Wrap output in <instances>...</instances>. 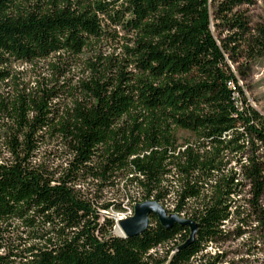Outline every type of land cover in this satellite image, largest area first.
Here are the masks:
<instances>
[{
    "label": "trees",
    "instance_id": "1",
    "mask_svg": "<svg viewBox=\"0 0 264 264\" xmlns=\"http://www.w3.org/2000/svg\"><path fill=\"white\" fill-rule=\"evenodd\" d=\"M254 1L0 0V264H231L208 249L251 232L264 254V115L239 86L264 57ZM40 62L32 87L13 70ZM52 142L56 168L36 160ZM121 190L171 202L194 242L173 253L189 229L153 215L113 235L100 212L123 208L100 201Z\"/></svg>",
    "mask_w": 264,
    "mask_h": 264
},
{
    "label": "rangeland",
    "instance_id": "2",
    "mask_svg": "<svg viewBox=\"0 0 264 264\" xmlns=\"http://www.w3.org/2000/svg\"><path fill=\"white\" fill-rule=\"evenodd\" d=\"M240 11L246 15L252 24L264 23V0H255L252 5L243 6ZM117 49V45L110 47ZM231 69L234 71L233 65L230 64ZM14 71L21 73V80L26 82L28 86L32 87L37 80L48 79L50 72L47 67V62H40L30 65H16L13 68ZM78 74L76 70H72L70 75ZM239 86L243 89L247 103L256 111L264 115V57L256 59L251 65L244 80L239 79ZM66 102V101H64ZM63 102V104H64ZM66 104V103H65ZM180 142L184 141L185 134L179 133ZM63 149L57 146L56 142L48 143L37 154V159L41 163H45L52 168H56L63 164L66 156H62ZM264 154V150L259 151ZM89 192L96 196L98 202V188L96 185L89 187ZM134 197L133 193L129 194V197ZM112 201L115 204L120 205L123 208V212H100L101 215L111 218L115 223V217L117 216H130L133 214V208L138 203H132L130 199H127L123 191L119 193L115 191H104L102 194V200L100 203ZM166 210L172 211L173 205L171 202H167L163 206ZM170 213V212H169ZM234 226L228 225L227 230H232ZM114 234V229L112 231ZM116 236V235H115ZM258 236L255 232H251L240 239H234L230 237L229 241L214 246V249L209 248L208 252L213 254L214 251L219 250L220 253H224L226 263L231 264H264V254L261 252L263 247L261 243L256 241ZM256 241V242H254ZM261 246V247H260Z\"/></svg>",
    "mask_w": 264,
    "mask_h": 264
},
{
    "label": "water",
    "instance_id": "3",
    "mask_svg": "<svg viewBox=\"0 0 264 264\" xmlns=\"http://www.w3.org/2000/svg\"><path fill=\"white\" fill-rule=\"evenodd\" d=\"M151 215L155 216L160 226L166 230H169L174 225L189 229V238L178 248L174 249L173 253L186 248L194 242L198 232V225L192 220L169 213L162 205L155 201H145L136 204L133 208L132 216L128 218L115 217L117 222L116 227L123 234L116 237L127 239L140 236L148 229L150 223L149 217Z\"/></svg>",
    "mask_w": 264,
    "mask_h": 264
},
{
    "label": "bare ground",
    "instance_id": "4",
    "mask_svg": "<svg viewBox=\"0 0 264 264\" xmlns=\"http://www.w3.org/2000/svg\"><path fill=\"white\" fill-rule=\"evenodd\" d=\"M114 234H115L116 236H121V235H123L122 232L119 230V228H116V229L114 230Z\"/></svg>",
    "mask_w": 264,
    "mask_h": 264
},
{
    "label": "built area",
    "instance_id": "5",
    "mask_svg": "<svg viewBox=\"0 0 264 264\" xmlns=\"http://www.w3.org/2000/svg\"><path fill=\"white\" fill-rule=\"evenodd\" d=\"M231 87H232V85H231ZM130 216H132V214H130ZM130 216H127V217H125V216H117V217L128 218V217H130ZM116 223H117V222H116V219H115V226H114V228H113L114 230L117 228V227H116ZM158 251L161 252L160 249H158Z\"/></svg>",
    "mask_w": 264,
    "mask_h": 264
}]
</instances>
